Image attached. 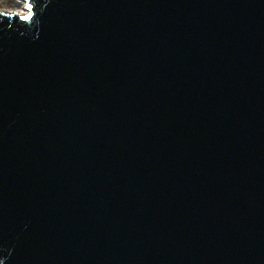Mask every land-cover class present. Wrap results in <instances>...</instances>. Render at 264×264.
I'll return each instance as SVG.
<instances>
[{
	"label": "water",
	"instance_id": "1",
	"mask_svg": "<svg viewBox=\"0 0 264 264\" xmlns=\"http://www.w3.org/2000/svg\"><path fill=\"white\" fill-rule=\"evenodd\" d=\"M28 2L0 15V264H264V0Z\"/></svg>",
	"mask_w": 264,
	"mask_h": 264
},
{
	"label": "snow or ice",
	"instance_id": "2",
	"mask_svg": "<svg viewBox=\"0 0 264 264\" xmlns=\"http://www.w3.org/2000/svg\"><path fill=\"white\" fill-rule=\"evenodd\" d=\"M24 9L26 10L25 13L23 15L20 16V19H23L25 21L29 20L30 18H32L33 16V5L31 3L28 2V0H24V4H23ZM0 15H14V13L8 12V13H0Z\"/></svg>",
	"mask_w": 264,
	"mask_h": 264
},
{
	"label": "rangeland",
	"instance_id": "3",
	"mask_svg": "<svg viewBox=\"0 0 264 264\" xmlns=\"http://www.w3.org/2000/svg\"><path fill=\"white\" fill-rule=\"evenodd\" d=\"M18 4L15 0H0V9L1 10H11L13 11Z\"/></svg>",
	"mask_w": 264,
	"mask_h": 264
},
{
	"label": "bare ground",
	"instance_id": "4",
	"mask_svg": "<svg viewBox=\"0 0 264 264\" xmlns=\"http://www.w3.org/2000/svg\"><path fill=\"white\" fill-rule=\"evenodd\" d=\"M16 3L18 4V6L16 8H14L13 11L11 10H4L6 12H11V13H18V14H24L25 13V9L23 7L24 4V0H15Z\"/></svg>",
	"mask_w": 264,
	"mask_h": 264
}]
</instances>
